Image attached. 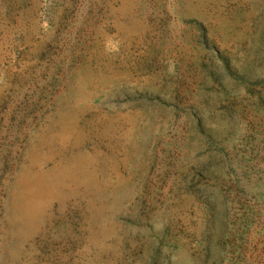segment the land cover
Here are the masks:
<instances>
[{"label": "rangeland", "instance_id": "obj_1", "mask_svg": "<svg viewBox=\"0 0 264 264\" xmlns=\"http://www.w3.org/2000/svg\"><path fill=\"white\" fill-rule=\"evenodd\" d=\"M0 264H264V0H0Z\"/></svg>", "mask_w": 264, "mask_h": 264}]
</instances>
